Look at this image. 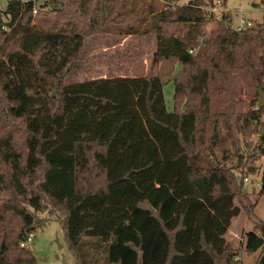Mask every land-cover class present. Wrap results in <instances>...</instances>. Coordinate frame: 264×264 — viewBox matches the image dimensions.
<instances>
[{"label":"trees","instance_id":"trees-1","mask_svg":"<svg viewBox=\"0 0 264 264\" xmlns=\"http://www.w3.org/2000/svg\"><path fill=\"white\" fill-rule=\"evenodd\" d=\"M2 1L0 36L12 45H0V264H37L20 244L35 231L29 209L42 213L48 206L74 264H84L86 251L85 264H236L224 235L239 207L250 209L242 180L254 170L240 165L254 152L236 154L235 167H228V150L222 160L203 154L197 127L212 115L229 136L264 128V107L240 110L237 87L247 76L250 95L264 93V10L260 24L236 32L228 14L217 18L207 10L214 0H157L161 8L144 0ZM213 18L220 27L211 51L202 43L194 53ZM173 24L184 32L167 34L163 26ZM151 36L152 64L175 62L180 73L170 77V67L165 79L66 84L96 58L84 56L91 38H113L112 44L131 38L108 57L110 68ZM169 81L172 112L163 97ZM257 134L254 151L263 156L264 134ZM260 183L264 194V168ZM243 253H257L255 264H264V221L244 234Z\"/></svg>","mask_w":264,"mask_h":264},{"label":"rangeland","instance_id":"rangeland-1","mask_svg":"<svg viewBox=\"0 0 264 264\" xmlns=\"http://www.w3.org/2000/svg\"><path fill=\"white\" fill-rule=\"evenodd\" d=\"M150 1L154 5L157 3V8H161V6L164 5L163 2L157 0H144L143 4H146ZM174 1L178 5H185L191 0ZM4 2L5 0L2 1V3ZM223 6L225 12H227L226 14L229 16V26L232 29H235L239 25V20L241 17L247 21H250L253 26L262 22L264 5L260 3V0H224ZM209 9L211 10L212 6L207 8V10ZM213 14L216 16L215 13ZM119 19L120 18L117 17L115 18L116 21H119ZM124 19H127V17ZM129 24L136 26L134 22H130ZM141 27L144 28L143 25ZM219 27L220 26L218 22L214 18L203 25L202 36L198 39L199 41H197L198 49H195L194 53H197L198 50L200 52L204 44H207L206 49L211 51L210 43L218 34ZM163 29L167 34H181L185 30L184 27L179 24L163 26ZM5 37L7 36H0V45L7 43V46H11L12 40L5 42ZM116 40L117 44H112L114 41L113 38H91L89 42V48L86 50L84 56H86L88 59L92 58L93 56H96V58L88 61L89 65L85 69L82 68V71H77L67 76L68 79L66 84L78 83L99 78L135 77L142 75H158L165 79V73L170 67L174 69L172 70V73L168 71L169 73L167 74L170 77L173 75L175 76L176 72L180 73V66L175 62L172 63L171 61H168L152 64V58L156 48L155 40L152 36L142 39V44H139L131 57L123 61L120 66L114 65L113 67L109 68L107 66L108 57L113 55L115 52L121 51L125 44L131 40V38L128 37L127 40L124 41L122 37H117ZM84 65L85 63L83 64L82 62V66ZM250 82L251 81L247 76L244 77V80L237 82V87L239 89V99L242 102L240 110L244 112L256 109L258 101V97L253 98L250 95ZM173 92V82H165L163 85V97L164 105L168 112H172L173 110ZM186 105L187 103L185 100H183L180 103L181 109L186 110ZM210 116L200 122L197 127V137L199 138L198 142H201L203 154L208 152L210 154L213 153L215 159L222 160L224 152L228 150L230 157L229 160H227L226 166L234 168L236 154L242 153L244 156H247V154L254 152L255 157L253 160H248L246 158L245 161L240 165L241 167L244 163H246L254 170V172L251 171L252 173L245 175L246 180H242L243 202H245L247 206H250V209L247 211L242 206L239 207V214L231 220L230 226L224 235V240L229 250L237 253V257L235 258L236 264H255L258 254H244L243 244L244 234L247 231L252 230L259 222L264 221V194H261L260 183L261 173L264 168V155L258 156V153L254 151L255 146L258 143L257 130H261V125L256 127V129L253 126H250L243 133H239V131L232 132V134L229 136V132L227 133L224 128V121L221 118L214 117L212 115ZM215 120H217V122H215ZM17 123L18 122L15 123V129L18 131L20 126ZM239 123L240 122L238 121V124ZM214 124H216L215 127H217L219 130L218 136L220 138L219 145L215 149L213 146L212 148L210 147L214 138H216L213 131ZM244 129L242 128L240 130L244 131ZM18 134L21 135V131H18ZM263 134L264 128L262 129L261 135ZM233 172L237 175V171ZM234 204L236 206L238 205L236 199ZM50 210L55 212L51 206H48L46 211L42 213H34L31 209H29L30 214L34 218L33 226L35 231L30 241L26 242V246L35 256L37 264H74V258L68 250L64 239L61 223L59 221L53 220L54 217L49 215L51 212ZM86 253L87 251L83 255L84 264ZM94 264H96V261Z\"/></svg>","mask_w":264,"mask_h":264},{"label":"built area","instance_id":"built-area-1","mask_svg":"<svg viewBox=\"0 0 264 264\" xmlns=\"http://www.w3.org/2000/svg\"><path fill=\"white\" fill-rule=\"evenodd\" d=\"M19 1H23V0H19ZM212 13H215L217 18L221 17L222 13H227L225 12L224 6H223V0H214L213 4H212V9H211ZM36 13V10H32V14L34 15ZM252 23L250 21L245 20L243 17L240 18L239 20V25L234 29L236 32H241L244 29L250 28L252 27ZM191 52V51H190ZM32 238V234H29L26 238V242H29L30 239ZM26 242L25 243H21L20 247H26Z\"/></svg>","mask_w":264,"mask_h":264},{"label":"water","instance_id":"water-1","mask_svg":"<svg viewBox=\"0 0 264 264\" xmlns=\"http://www.w3.org/2000/svg\"><path fill=\"white\" fill-rule=\"evenodd\" d=\"M257 106L259 108L264 107V93L261 91V89H258V101H257ZM260 131H259V135L262 133V129H263V124H261L260 126Z\"/></svg>","mask_w":264,"mask_h":264},{"label":"crops","instance_id":"crops-1","mask_svg":"<svg viewBox=\"0 0 264 264\" xmlns=\"http://www.w3.org/2000/svg\"><path fill=\"white\" fill-rule=\"evenodd\" d=\"M123 40H124V41H126V40H127V38H123Z\"/></svg>","mask_w":264,"mask_h":264}]
</instances>
